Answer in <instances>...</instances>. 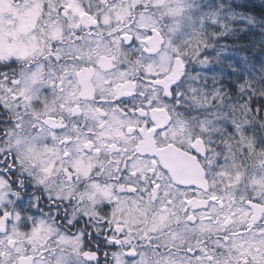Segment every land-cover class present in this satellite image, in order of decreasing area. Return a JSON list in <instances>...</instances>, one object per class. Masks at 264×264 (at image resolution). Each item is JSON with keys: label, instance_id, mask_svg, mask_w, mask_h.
I'll list each match as a JSON object with an SVG mask.
<instances>
[{"label": "snow or ice", "instance_id": "6c2138e0", "mask_svg": "<svg viewBox=\"0 0 264 264\" xmlns=\"http://www.w3.org/2000/svg\"><path fill=\"white\" fill-rule=\"evenodd\" d=\"M241 7L0 0V264H264Z\"/></svg>", "mask_w": 264, "mask_h": 264}, {"label": "trees", "instance_id": "16d2710c", "mask_svg": "<svg viewBox=\"0 0 264 264\" xmlns=\"http://www.w3.org/2000/svg\"><path fill=\"white\" fill-rule=\"evenodd\" d=\"M229 3L240 4L243 7L237 11L251 15L255 20V26L251 27L252 33H260L264 28V0H229ZM258 38V37H257Z\"/></svg>", "mask_w": 264, "mask_h": 264}]
</instances>
